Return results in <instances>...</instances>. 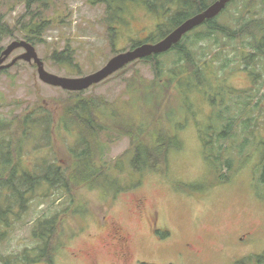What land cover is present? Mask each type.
I'll return each instance as SVG.
<instances>
[{
    "label": "trees",
    "instance_id": "obj_1",
    "mask_svg": "<svg viewBox=\"0 0 264 264\" xmlns=\"http://www.w3.org/2000/svg\"><path fill=\"white\" fill-rule=\"evenodd\" d=\"M214 1L85 0L91 7H103L102 21L112 47L122 38L123 33L132 27L136 13L143 11L153 17V30L143 39L139 38L137 32L131 37L124 34V37L130 39L128 50L161 40L171 30L203 11ZM60 2L61 0H0V4L7 9L6 14H11L17 6H22V12L13 24L7 22L5 15H0V53L4 49L2 43L5 40H23L32 46L41 44L42 37L51 27L64 23V13L57 11L61 10ZM231 6H236L233 20L229 21L230 16L221 20ZM262 12L264 0H233L216 18L184 35L168 52L127 65L117 73L142 63L150 66L154 78L151 81H143L145 84L142 89L133 85L136 97L119 104L118 108L101 99L82 98V92H79L72 94L75 96L63 107L61 115L56 119L40 108L22 112L11 121L0 120V198L3 197L8 205L4 214L0 211V226H3L4 222L5 226L10 225L9 215H20L13 213L12 205L20 206V211H23L34 198H47L52 196L51 192L58 195L54 201L59 205L65 198L69 204L66 208L55 210L50 216L38 218L31 232L36 244L7 256L5 260L2 257L0 264H53L56 254L81 230L73 219L90 214L85 203L76 201L74 192L77 189L95 191L103 200L111 203L123 190L137 186L145 173L165 172L170 154L182 149L177 131L181 132L187 127L184 121L174 122V117L180 114L183 108L192 106L190 94L193 92L203 93L210 107L221 108L216 116L221 124L220 131L206 127V131L202 132L196 127L203 147V159L206 163L217 164L212 170L214 178L217 177L209 186L229 181L230 176L225 172L231 169L237 158L234 153L236 145L233 144L235 139H240L241 149L252 145L264 147V143L256 144L264 139ZM130 34L133 33L130 31ZM166 56L172 57L168 66L161 60ZM47 58L58 67L78 68L74 50L69 43L62 49H52ZM236 71L246 72L251 82V88L242 91L245 96L240 104L237 103L240 91H237L236 95H229L225 102L221 97L227 73ZM6 73L8 69L0 71V74ZM133 82L135 84L134 79ZM141 84L142 82H139V85ZM159 91L167 94L168 99L164 112V128L147 126L142 118L144 111L146 114L153 104L157 106ZM172 91L176 98L175 104L171 103ZM227 91L231 93L234 90L230 88ZM210 92L214 93L209 95ZM234 98L237 100L235 103ZM139 104L142 105V115ZM114 108H117V112ZM190 109L188 112L194 115ZM232 110L236 112L231 114ZM15 121L17 127L13 129L10 124ZM236 124L242 137H238L234 132ZM54 125L56 130L73 132V143L64 145L61 150L53 149ZM13 131L18 134L14 135ZM108 132L117 137L129 138V147L113 163L104 161L105 144L100 137L102 133L110 138ZM231 140L233 145L225 146L226 141ZM29 142L36 146L38 158L34 166L27 168L21 163V156L24 146ZM52 152L55 157L60 152V156L68 159L69 165L64 167L56 160L50 161L48 156L53 155ZM262 166L264 170V158ZM183 191L190 194L194 190L185 188ZM62 196L65 197L62 199ZM67 221H73L78 227H68L70 224ZM4 235L5 232H0V237ZM166 236L164 233L162 237ZM254 263L263 264L264 257L249 256L235 264Z\"/></svg>",
    "mask_w": 264,
    "mask_h": 264
},
{
    "label": "rangeland",
    "instance_id": "obj_2",
    "mask_svg": "<svg viewBox=\"0 0 264 264\" xmlns=\"http://www.w3.org/2000/svg\"><path fill=\"white\" fill-rule=\"evenodd\" d=\"M59 7L61 10L57 11L64 13V23L51 27L42 37L43 42L34 45L45 70L59 77H84L98 71L113 56L128 50L130 39L124 37V34L131 37L137 32L139 38L143 39L154 27L152 16L143 11L136 13L132 27L130 26L129 31H125L121 36L122 40H118L112 47L102 21V6L91 7L85 0H61ZM6 10V7L0 4V15H5L7 22L13 24L22 12V6H17L11 14H6ZM234 13L236 6L229 7L221 20L230 16L229 21H232ZM261 16L264 17V12ZM130 31L133 34H130ZM11 42L13 39L5 40L2 46L5 48ZM67 43L74 50V59L78 64L76 69L58 67L47 58L52 49H62ZM22 53L21 49L15 50L7 62ZM171 59V56L161 58L165 66H168ZM262 64L264 66V61ZM153 78L149 65L137 63L83 91L81 97L101 99L118 108L119 104L136 97L133 85L142 89L145 84L143 81H151ZM139 82L142 84L139 85ZM230 88L234 90L231 93L227 91ZM250 88L251 82L246 72H229L221 97L225 102L229 95H236V92L240 91L237 99L239 102L236 98L233 100V103L240 104L245 96L242 91ZM213 93L210 92L209 95ZM72 94L41 83L35 65L19 61L8 69V73L0 74V120L11 121L22 112L40 108L56 119L61 115L63 107L75 96ZM171 94V103L175 104L173 91ZM190 99L192 106L189 108L194 115L188 112L189 108H183L180 114L174 117V122L184 121L187 127L181 132L177 131L182 149L170 154L165 172L145 173L137 186L123 190L111 203L103 200L95 191L87 192L79 188L74 192L76 201L85 203L90 214L73 219L81 230L56 254L53 264H116L111 237L108 235L111 223L129 234L132 256L130 264H135V261L152 264H167L168 261L173 264H235L242 256L250 254L264 257V147L252 145L241 149L240 139H235L233 144L236 145L234 153L237 158L231 169L225 172L229 174L230 180L210 187L209 184L214 183L217 177L214 178L212 173L214 165L217 164L206 163L203 159V147L196 127L202 132L206 131V127L220 131L221 124L216 116L221 108L210 107L203 93L193 92ZM167 100V94L160 92L156 100L157 106L153 104L146 114L144 111L142 118L147 126L164 128ZM141 106L139 104L140 115ZM117 108H114L115 112ZM234 112L236 111L232 110L231 114ZM10 126L15 129L16 121ZM234 132L238 137H242L237 124ZM108 133L110 138L102 133L100 137L105 144L104 161L113 163L129 147V138ZM73 139V132L56 130L54 125L53 149L61 150L64 145L72 144ZM257 143H264V139ZM227 144H232V140L226 141L225 146H228ZM211 152L213 153L212 150ZM59 153L55 157L52 152L53 155L48 158L50 161L56 160L64 167L69 165L68 159ZM36 158L38 150L29 142L24 146L21 163L27 168L32 167L37 162ZM183 186L189 191H194L188 194L183 191ZM51 193L52 196L47 198H34L23 211H20V206L12 205L13 213L20 215H9L10 225L7 227L4 222L3 226H0V232H5V235L0 237V260L2 257L5 260L7 256L21 252L26 247H33L36 242L31 232L36 220L42 216H50L57 209L68 207L66 198L59 205L54 201L58 195ZM64 197L62 196V199ZM139 200L142 206L137 211L136 201ZM6 207L8 205L1 197V214H4ZM148 220L156 222V233L151 231ZM73 221H67L70 224L69 226L67 223L68 227H78ZM164 233L167 234L166 237H162ZM243 235L247 237L238 241ZM184 243L191 245V255L190 251L184 252ZM179 252L182 255L175 257Z\"/></svg>",
    "mask_w": 264,
    "mask_h": 264
},
{
    "label": "water",
    "instance_id": "obj_3",
    "mask_svg": "<svg viewBox=\"0 0 264 264\" xmlns=\"http://www.w3.org/2000/svg\"><path fill=\"white\" fill-rule=\"evenodd\" d=\"M232 1L233 0H215L203 11L194 14L171 30L161 40L155 43L141 44L133 49L120 52L109 59L101 69L84 77L66 78L47 72L44 68L42 60L38 57L34 46L23 40L9 43L1 51L0 71L9 69L17 62L23 61L28 64L35 65L37 77L41 83L67 92H83L101 83L114 73L122 70L124 67L135 61L150 56H158L168 52L173 46L180 42L184 35L202 25L206 21L216 18ZM18 49L23 50V53L7 62L11 54Z\"/></svg>",
    "mask_w": 264,
    "mask_h": 264
},
{
    "label": "flooded vegetation",
    "instance_id": "obj_4",
    "mask_svg": "<svg viewBox=\"0 0 264 264\" xmlns=\"http://www.w3.org/2000/svg\"><path fill=\"white\" fill-rule=\"evenodd\" d=\"M142 206V202L141 200L136 201V209L137 211H139V208ZM148 224L149 227H151V231L156 233L157 232V228H156V222H152L151 220H148ZM110 229H108V235L111 237V241H112V247L114 250L113 256L115 257V261L116 264H130L131 261V239L129 237V234L126 233L121 227L116 226L115 224L111 223L110 224ZM153 233V235H154ZM248 236L251 234H247ZM247 235H243L242 237L238 238V241H243ZM168 239V238H167ZM182 247L184 249V252L190 251V255L191 252L193 251V249H191V245L189 243H184L182 244ZM195 255V252L193 253ZM181 256L182 254L176 253L175 257L177 256ZM250 255L247 256H242L241 259L243 258H247ZM169 263L167 264H173L170 261H168ZM143 262L141 261H135V264H142Z\"/></svg>",
    "mask_w": 264,
    "mask_h": 264
}]
</instances>
